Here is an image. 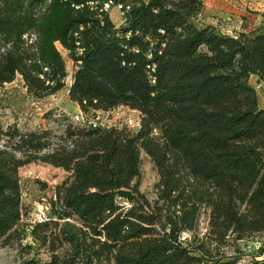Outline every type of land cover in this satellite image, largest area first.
Instances as JSON below:
<instances>
[{
	"label": "trees",
	"instance_id": "trees-1",
	"mask_svg": "<svg viewBox=\"0 0 264 264\" xmlns=\"http://www.w3.org/2000/svg\"><path fill=\"white\" fill-rule=\"evenodd\" d=\"M108 1L123 7L119 26ZM202 11V0H0V88L20 76L35 99L62 90L59 44L75 67L71 103L139 115L134 131L66 119L61 133L51 122L4 131L0 249L47 255L20 264H237L223 251L230 242L264 257V243L253 247L264 234V109L249 82L264 83V23L230 36ZM141 153L158 176L152 201L138 188ZM31 163L68 178L56 188L60 212L45 205V220L28 226L19 171Z\"/></svg>",
	"mask_w": 264,
	"mask_h": 264
},
{
	"label": "rangeland",
	"instance_id": "rangeland-1",
	"mask_svg": "<svg viewBox=\"0 0 264 264\" xmlns=\"http://www.w3.org/2000/svg\"><path fill=\"white\" fill-rule=\"evenodd\" d=\"M202 4L203 11L201 17L203 21L207 23L210 21L209 19L215 20V24L211 26L216 27L219 32L225 35L226 31L236 34L237 29L245 26L247 23L254 24L256 29L264 23V0H202ZM107 12L110 20L116 26L121 25L124 21V17H122L120 10L116 9V6L111 7ZM259 16L261 20L257 22V17L260 19ZM56 48L65 61L67 72L62 90L56 94L35 99L27 94L20 76H17L11 85H4L0 88V148H4L7 142L3 136V132L9 130L11 127L26 132L49 128L47 122H51L52 130L55 132L59 130L61 133L66 124H68L67 121L74 127H80L79 124L73 123L75 117H82L83 119L93 117L94 113L91 111L86 114L81 110L79 113H72V106L70 101H68L69 99H67L68 94L66 91L72 81L74 63L68 58L67 52L59 44L56 45ZM257 83L253 84L255 92L264 93V91H259L255 88ZM49 112H52V114L50 115ZM110 112L112 110L109 112H98L100 113L98 116L103 121L109 122L112 128H124L134 131L139 125V115L135 111L122 109L117 115H115V112L111 115L109 114ZM54 114H56V118L53 117ZM59 119L60 121H56ZM140 159L138 188L149 201H152L155 199L154 185L158 181L157 172L150 159L144 153H141ZM19 176L22 188V224L30 226L31 224L42 222L41 214L39 215L38 213L42 209L39 206L43 208V220L48 215L46 214L45 205L49 207V214L52 216L60 212L56 188L68 178V173L63 170L54 169L48 165L31 163L20 169ZM62 225L65 229L73 230L76 227V222L73 220L63 221ZM206 228L207 214L202 213L199 219L198 232L204 234ZM191 236V233H183L180 239L186 240ZM256 237L261 242H264V234L257 235ZM30 242V239L27 238L22 241L21 245L31 244ZM236 247V243L230 242L223 251L227 257H238L240 260L237 264H264V257H260L258 254L242 256L236 251ZM20 248L17 244H13L0 249V264H20L21 261L35 256L41 258V260L47 259V255L43 251H32L29 256L25 254L21 255L23 251ZM261 252L264 253V249Z\"/></svg>",
	"mask_w": 264,
	"mask_h": 264
},
{
	"label": "built area",
	"instance_id": "built-area-1",
	"mask_svg": "<svg viewBox=\"0 0 264 264\" xmlns=\"http://www.w3.org/2000/svg\"><path fill=\"white\" fill-rule=\"evenodd\" d=\"M113 6H116V9L120 10L121 15L123 17V12H122L123 11V7H122V5H114L112 3V1H108V2L104 3L102 9L107 12ZM125 9H128V7H126ZM255 88L257 90H259V91H264V83H259L258 82L255 85ZM122 109H127V108L118 107V108L112 110V112H110L109 114L113 115V113L115 112V115H117L119 111H122ZM127 110H129V109H127ZM98 114H100V113H95L92 118H86V119H83L82 117H75V120L73 119V121H74L73 123L79 124L81 127H90L91 126V128H93V129H95V128H101V129H109V128H112L110 126V123L103 121L98 116ZM109 114H107V115H109ZM66 117H68V116H66ZM138 124H139V122H138ZM39 207L42 209V211L41 212L38 211V213H39V215L41 214V221H43V208L41 206H39ZM261 243H264V242H261V240L256 239V241L253 243V247L256 250H258L259 248H261ZM245 250L247 251L248 250V247L245 248L244 251Z\"/></svg>",
	"mask_w": 264,
	"mask_h": 264
},
{
	"label": "crops",
	"instance_id": "crops-1",
	"mask_svg": "<svg viewBox=\"0 0 264 264\" xmlns=\"http://www.w3.org/2000/svg\"><path fill=\"white\" fill-rule=\"evenodd\" d=\"M141 1L147 2L148 0H141ZM209 20L210 21L207 22L206 24H210V25H214L215 24V20H213V19H209ZM260 20H261V17H260V19L257 17V22H259ZM254 29H256L254 24L252 25L251 23H247L245 26H242V27L238 28L236 33H238V32H244V33L246 32L247 33V32L253 31ZM233 34H235V33H232L230 31H226V35H233ZM73 70H74V67H73ZM249 82L253 86V84L256 82V78L251 77ZM8 85H11V84H8ZM69 86H68V88H69ZM66 92L68 94V90ZM257 97H258L259 107L264 109V93H257ZM67 99H68V95H67ZM70 104L72 106L71 107L72 113L76 114V113L80 112V109H79V107L76 104H73L71 102H70Z\"/></svg>",
	"mask_w": 264,
	"mask_h": 264
}]
</instances>
